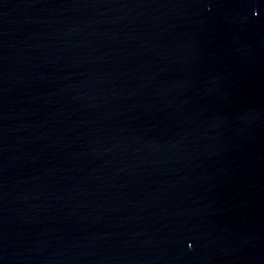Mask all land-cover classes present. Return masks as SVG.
<instances>
[{"label":"water","instance_id":"1","mask_svg":"<svg viewBox=\"0 0 264 264\" xmlns=\"http://www.w3.org/2000/svg\"><path fill=\"white\" fill-rule=\"evenodd\" d=\"M0 264H264V0H0Z\"/></svg>","mask_w":264,"mask_h":264}]
</instances>
